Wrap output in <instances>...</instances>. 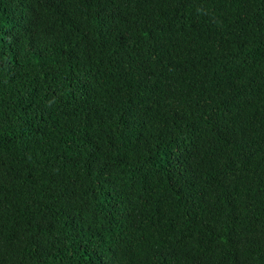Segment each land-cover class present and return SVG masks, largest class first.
Wrapping results in <instances>:
<instances>
[{
    "label": "trees",
    "instance_id": "trees-1",
    "mask_svg": "<svg viewBox=\"0 0 264 264\" xmlns=\"http://www.w3.org/2000/svg\"><path fill=\"white\" fill-rule=\"evenodd\" d=\"M0 264H264V0H0Z\"/></svg>",
    "mask_w": 264,
    "mask_h": 264
}]
</instances>
